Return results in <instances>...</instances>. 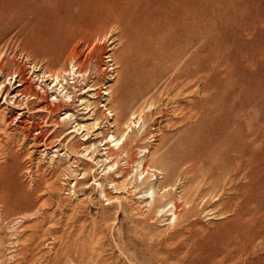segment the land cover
Wrapping results in <instances>:
<instances>
[{
	"label": "rangeland",
	"instance_id": "1",
	"mask_svg": "<svg viewBox=\"0 0 264 264\" xmlns=\"http://www.w3.org/2000/svg\"><path fill=\"white\" fill-rule=\"evenodd\" d=\"M113 1L0 0V264H264V0ZM174 11L189 27L174 49L195 53L181 103L201 101L197 116L242 143L254 135L251 177L215 163L185 183L179 140L194 120L175 124L164 98L141 99L139 34L168 38ZM71 15V33H54ZM163 76L150 81L163 89Z\"/></svg>",
	"mask_w": 264,
	"mask_h": 264
},
{
	"label": "bare ground",
	"instance_id": "2",
	"mask_svg": "<svg viewBox=\"0 0 264 264\" xmlns=\"http://www.w3.org/2000/svg\"><path fill=\"white\" fill-rule=\"evenodd\" d=\"M43 1L46 3H50L54 8H57L63 5L64 3L63 1L65 0H43ZM66 1L68 2V0ZM68 4L72 9H75L78 6L77 0H71L68 2ZM112 11L114 10L111 8H105V9L100 8L96 12V15L98 14L108 15V14H111ZM172 16L174 18H177L176 19L177 21L174 23V26L171 29V31L169 30L170 36H167L168 38L162 39L161 35L154 37V36H151V33H146L145 31L139 34L142 41L136 47V52H137L136 59L138 61V66H139L138 75H139V79L141 83V89H142L141 92H143L141 99L146 98L150 94H151V97H154V95H156V97L159 100L164 98V102H165L164 106L170 107L172 110L171 113L175 117L178 118L179 116V118L175 120L176 122L175 124H180V123H183L191 119L194 120L193 125L191 126V130L188 132L189 134L186 135L181 140H179V146L181 150H180V156L178 160V166H180L181 171L178 169V172L180 171L181 179L185 183L195 180L198 177L199 173H201L204 170L205 166L212 165L215 163L220 164V165L235 164L237 168L233 171V178H236V176L240 175L241 173H243L244 175L246 174L251 177L252 173H254L253 171L254 170V135L247 142L242 143L243 141L241 139L239 140L228 133L225 134L224 130L222 131V130L216 129L217 127L215 125L216 123H214V126H213V123L206 121L205 118H201L197 116L195 111L198 108V105H201V101L196 102V104L192 103L189 106H184L181 103V99L186 97L187 95H190L192 93L191 91L193 90L192 70H193L194 64H191V58L195 56V53L194 55L192 54L193 56L191 57L188 55L190 50L188 51L187 49H185L183 51H175L174 49L175 46H177L180 43H184L186 41V39L183 38V36L179 37V34L184 35V33L186 34V32H189L188 31L189 27L185 25V23H183V21H187L188 15L187 14L184 15V12L180 13L179 11H174ZM59 18H58V21H59ZM75 25H76V18H75V15H73L70 20V25L63 27L62 25L59 24V26L54 28L53 32L61 33V34H64V33L70 34L71 33L70 30L71 28H73L71 26H75ZM73 37H74L73 39L76 38L75 35ZM76 72H77V68L75 66H71L69 75H76ZM161 72L162 73L164 72L163 77L166 80L165 86L163 89H160L158 87V83L150 81L151 77L156 78L158 75L161 74ZM43 77L44 76H42V78ZM47 77L52 78V82L53 81L58 82V80L61 79V76L57 74H47ZM120 87L121 86H119L117 89L119 93L117 97V102L121 104L122 110L124 109L127 110L126 108V106H128L127 101L125 100V98H123L120 95L121 90H122ZM105 96L108 97V99L106 100L107 103L105 107L107 106L109 107V103L111 102V92L106 94ZM141 112H142V109H140L138 112L137 110L136 111L133 110L132 113H129L128 117L125 119L124 123L122 124V129L124 132H122L123 135L121 136V139L124 136L127 137L126 136L127 132L130 130L135 120L138 118L139 116L138 114H140ZM111 118L112 119L108 122L109 127L107 128L109 129L118 128L119 124L117 122V119L113 115L111 116ZM113 132L111 134H113ZM111 139H112V136H111ZM117 139L119 138L117 137ZM158 143H159V140L158 141L156 140L154 147H156ZM118 145H119V148H118L117 154H122V155L124 154L126 157L125 160L132 158V155L128 156V149H127L128 146L126 147V144L121 143ZM155 154L156 153L154 152L149 160H144L141 162L142 168H145L141 174H145L146 168H149L156 164L154 160ZM105 155H106V158H110L109 153L105 152ZM243 169H245L246 171L244 170L245 171L244 172ZM218 180L219 178L217 174H212L202 179V185L204 188L206 187L209 188L216 182H219ZM163 187L165 188V186ZM219 188L221 189L222 187H219Z\"/></svg>",
	"mask_w": 264,
	"mask_h": 264
}]
</instances>
